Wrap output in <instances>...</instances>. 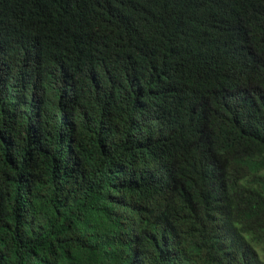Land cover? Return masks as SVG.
<instances>
[{
    "label": "trees",
    "instance_id": "trees-1",
    "mask_svg": "<svg viewBox=\"0 0 264 264\" xmlns=\"http://www.w3.org/2000/svg\"><path fill=\"white\" fill-rule=\"evenodd\" d=\"M264 0H0V264H264Z\"/></svg>",
    "mask_w": 264,
    "mask_h": 264
},
{
    "label": "rangeland",
    "instance_id": "rangeland-1",
    "mask_svg": "<svg viewBox=\"0 0 264 264\" xmlns=\"http://www.w3.org/2000/svg\"><path fill=\"white\" fill-rule=\"evenodd\" d=\"M263 257H264V252H263Z\"/></svg>",
    "mask_w": 264,
    "mask_h": 264
}]
</instances>
